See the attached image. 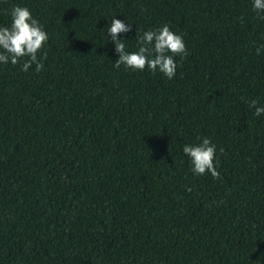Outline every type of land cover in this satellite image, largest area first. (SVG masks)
I'll list each match as a JSON object with an SVG mask.
<instances>
[{
  "label": "trees",
  "instance_id": "trees-1",
  "mask_svg": "<svg viewBox=\"0 0 264 264\" xmlns=\"http://www.w3.org/2000/svg\"><path fill=\"white\" fill-rule=\"evenodd\" d=\"M16 5L49 39L40 72L0 63V264H264L253 0H0V27ZM114 17L130 52L181 35L175 77L115 68ZM205 137L219 179L183 152Z\"/></svg>",
  "mask_w": 264,
  "mask_h": 264
},
{
  "label": "clouds",
  "instance_id": "clouds-1",
  "mask_svg": "<svg viewBox=\"0 0 264 264\" xmlns=\"http://www.w3.org/2000/svg\"><path fill=\"white\" fill-rule=\"evenodd\" d=\"M253 10L264 14V0H253ZM10 15V26L0 27V63L6 65L10 61L12 65H16L23 61L22 71L27 72L35 65L34 70L40 72L44 68L43 60L47 58V53L44 52L42 56L38 54L48 42L47 32L26 6H14ZM260 18L264 19V15ZM131 31L132 24L115 17L112 18L110 27H107V36H110L115 46L114 51L118 54L114 67L119 69L123 65L126 69L141 72L147 68L152 73H162L168 79L174 78L178 67L175 57L183 59L189 54L182 36L171 31L168 25L155 30L149 29L142 34L137 32L135 39L139 45L138 50L130 52L126 50L120 34ZM256 52L259 54L260 48ZM248 106L255 108L257 117L264 114V106H257L256 100H252ZM183 152L190 158L194 174L204 175L210 172L214 179L220 178L215 166L216 146L210 138L205 137L198 144H185Z\"/></svg>",
  "mask_w": 264,
  "mask_h": 264
}]
</instances>
